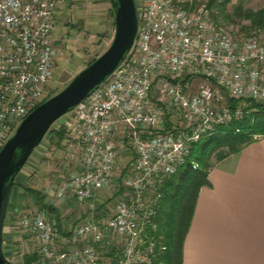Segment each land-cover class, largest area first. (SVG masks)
<instances>
[{
    "label": "built area",
    "instance_id": "obj_1",
    "mask_svg": "<svg viewBox=\"0 0 264 264\" xmlns=\"http://www.w3.org/2000/svg\"><path fill=\"white\" fill-rule=\"evenodd\" d=\"M59 1L0 0V151L49 98ZM136 6L138 31L126 60L53 125L67 127L81 171L48 194L54 203L74 201L86 218L67 235L49 213L6 216V230L19 226L28 235L36 264H157L166 249L157 222L165 182L202 138L264 105V25L232 34L196 0ZM120 147L132 156L127 171ZM114 184L120 200L112 211L99 208L98 191Z\"/></svg>",
    "mask_w": 264,
    "mask_h": 264
},
{
    "label": "crops",
    "instance_id": "obj_2",
    "mask_svg": "<svg viewBox=\"0 0 264 264\" xmlns=\"http://www.w3.org/2000/svg\"><path fill=\"white\" fill-rule=\"evenodd\" d=\"M238 1L233 0V3ZM244 1L249 6H256L257 9L264 8V0ZM69 4L70 0H63L61 6L63 8ZM96 10V13L102 14L99 18L107 21V33L110 34L113 28L112 34H115V16L113 14L112 17L110 0H102L101 7L99 5ZM64 11L56 10L55 13L62 26L64 22L61 20H66L67 14ZM85 24L88 29L87 20ZM61 25H58L54 31V42H56L55 33L66 30V27L62 28ZM63 129L65 130L62 132L55 130L50 139L46 143L42 142L34 151V155L39 154V151L43 152L42 150L49 147L52 149L51 157L56 152V158L53 157L54 170L50 173L52 181L45 184L37 181L36 187H29L28 176L23 168L11 191L7 216L12 218L18 212V208L22 209L23 206L15 193L22 192L25 187L28 188L27 190L36 191L35 195L31 192L36 206L29 207L33 209L29 211L41 213L52 205L54 209L50 208L51 212H48L50 217H54L55 212L61 213L60 208L57 209L61 203H54L48 193L59 187L60 183L73 173L81 171L79 151L74 146V141L70 139L67 127L64 126ZM117 138L120 143L121 136ZM121 150L123 149L119 150V161L127 171L132 156L129 152L125 150L121 152ZM43 159L41 158L40 162ZM212 163L207 173L209 183L201 187L185 239L183 264H264V135L256 136L240 151L221 160H213ZM121 191L116 184L100 189L96 198L99 208L107 207L112 211L120 200ZM70 203L72 207L66 212V216H70L69 220L65 221L66 223L59 221L58 224L61 232L67 235L70 234L72 225L87 216L85 209H81L74 201ZM71 220L73 222H70ZM5 230L6 228H4V250L7 256Z\"/></svg>",
    "mask_w": 264,
    "mask_h": 264
},
{
    "label": "rangeland",
    "instance_id": "obj_3",
    "mask_svg": "<svg viewBox=\"0 0 264 264\" xmlns=\"http://www.w3.org/2000/svg\"><path fill=\"white\" fill-rule=\"evenodd\" d=\"M62 2L63 0L59 1L57 11L65 10L64 12L67 13L65 15L66 20H61L64 22L62 26L59 21L60 19L55 17L54 31L58 25H61L62 28L66 27V30L64 29L57 31L58 34L55 33L54 35V38L56 39V42L54 43L58 50L57 70L56 75L49 83V87H47V89L50 91L48 97H51V95L53 96V94L61 91L79 71L86 67L93 59L104 53L114 38V34H112L113 28L110 34H108L107 21H103V19L99 18V15L102 17L101 12L100 14H98V12L96 13V8L99 7V5L101 7L102 0H70V4L63 8L61 6ZM197 2L199 5L206 6L211 12L218 13L216 14L218 15L216 20L217 23L229 30L232 34L238 35L248 33L250 27L254 26L251 20L245 19L242 16L239 17L235 14V8L238 5V2L231 3L227 6L225 11V14L228 15L227 17L216 8H209L207 6L209 0H197ZM244 8L253 11L260 10L257 9L256 6H249L245 2ZM113 14L114 12L112 10V17ZM86 20L88 21V29L85 27ZM262 24H264V21ZM201 81L202 79H196L197 83ZM57 126L58 124L52 126L51 129H55ZM51 134L52 132L47 134L42 142L45 141L46 143V141L50 139ZM256 136L258 135H254V137ZM120 149H123V147ZM42 151L43 152L39 151V154L35 155L33 152L24 167V172H26V175L28 176L27 185L29 187H36L38 183L37 181H41L43 184L52 181L50 173L52 170H54L53 159L56 158V152H54L53 157L55 158H53L51 157V148L48 147V149ZM122 151L123 150H121V152ZM217 151H213L209 156V160L211 162L216 160L218 153ZM41 158L44 159L40 162ZM29 175H31V179H29ZM27 189L28 188L25 187V190L22 192L18 193L17 191L15 193L16 197L19 198V203H21L25 209L22 206V209L18 208V212L11 218V220L17 218V216L19 217L24 212H30L29 210H33L29 207L36 206L34 203L35 200L32 197L33 194ZM42 189H44V187ZM71 207V203L58 205L57 209L60 208L61 213L58 211L59 213L55 212L54 215V219L57 221V224H59V221L64 223L65 221L69 220L70 216H66V212ZM48 209L43 210L42 212L45 214L51 212V209L49 211ZM70 222L73 221L71 220ZM5 232L7 239V258L15 264H36V258L34 257V254L32 255L31 253L33 249V243L28 241V235L24 233L23 229L19 228V226H10L7 227Z\"/></svg>",
    "mask_w": 264,
    "mask_h": 264
},
{
    "label": "water",
    "instance_id": "obj_4",
    "mask_svg": "<svg viewBox=\"0 0 264 264\" xmlns=\"http://www.w3.org/2000/svg\"><path fill=\"white\" fill-rule=\"evenodd\" d=\"M115 34L107 50L20 123L0 151V264H15L4 250V227L16 178L56 121L106 82L130 53L138 31L136 0H110Z\"/></svg>",
    "mask_w": 264,
    "mask_h": 264
},
{
    "label": "trees",
    "instance_id": "obj_5",
    "mask_svg": "<svg viewBox=\"0 0 264 264\" xmlns=\"http://www.w3.org/2000/svg\"><path fill=\"white\" fill-rule=\"evenodd\" d=\"M244 2V0L238 1L235 14L251 20L254 26H251L250 29L264 25L262 24L264 8L258 11L245 9ZM196 3H198L197 0ZM231 3L233 0H209L207 6L216 8L227 17L225 11ZM216 14L218 13L212 12L215 20L218 17ZM62 128L64 126L57 130L53 128L50 133L55 130L62 132L65 130ZM254 135H264V105L262 104H257L256 110L251 115H246L241 120H235L227 126H220L215 134L206 136L197 142L188 162L165 182L162 187L163 198L157 222L159 223L158 235H161L162 243L166 249L161 251L157 264L184 263V243L195 212L197 198L201 187L209 183L207 173L213 165L209 160L211 153L218 150L216 159L221 160L240 151L245 144L255 139ZM192 161L197 162L199 167L194 168ZM30 191L34 195L36 194V191ZM49 208L54 209L52 205ZM34 257L37 256L34 255Z\"/></svg>",
    "mask_w": 264,
    "mask_h": 264
}]
</instances>
